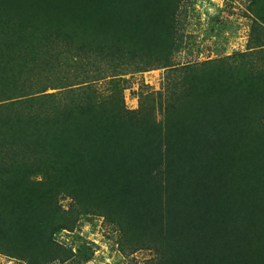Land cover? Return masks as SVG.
I'll return each instance as SVG.
<instances>
[{"label": "trees", "instance_id": "1", "mask_svg": "<svg viewBox=\"0 0 264 264\" xmlns=\"http://www.w3.org/2000/svg\"><path fill=\"white\" fill-rule=\"evenodd\" d=\"M182 1L0 0V253L83 264L56 235L99 215L148 264H264V0L246 51L178 66ZM156 68L162 120L123 99Z\"/></svg>", "mask_w": 264, "mask_h": 264}, {"label": "rangeland", "instance_id": "2", "mask_svg": "<svg viewBox=\"0 0 264 264\" xmlns=\"http://www.w3.org/2000/svg\"><path fill=\"white\" fill-rule=\"evenodd\" d=\"M250 0H183V46L175 53L176 65L203 61L219 56L246 51L251 37L253 16ZM171 70L156 68L135 71L125 77L123 90L125 106L138 110L143 99H153L156 119L167 113V83ZM112 83L108 79L99 83V91L106 94ZM173 80H170V86ZM55 90H49L53 92ZM68 205V200H64ZM103 216H80L76 227L64 230L56 238L69 246L92 254L83 264H148L155 252L151 249H121V233ZM0 264H26L24 260L0 253Z\"/></svg>", "mask_w": 264, "mask_h": 264}]
</instances>
